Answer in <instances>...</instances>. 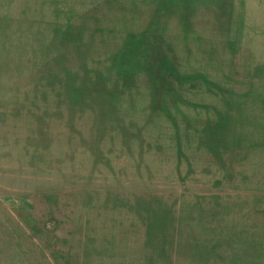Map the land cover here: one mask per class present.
Listing matches in <instances>:
<instances>
[{"label":"rangeland","instance_id":"rangeland-1","mask_svg":"<svg viewBox=\"0 0 264 264\" xmlns=\"http://www.w3.org/2000/svg\"><path fill=\"white\" fill-rule=\"evenodd\" d=\"M227 211H264V0H0V264H196Z\"/></svg>","mask_w":264,"mask_h":264},{"label":"crops","instance_id":"crops-1","mask_svg":"<svg viewBox=\"0 0 264 264\" xmlns=\"http://www.w3.org/2000/svg\"><path fill=\"white\" fill-rule=\"evenodd\" d=\"M209 221L212 236L211 254L209 257L204 255V251L194 252L196 264H264V211H227L223 215L209 216ZM191 255L185 257L190 258ZM178 256L179 259L184 258V254L177 255V258ZM169 260H173L172 255L164 253L159 256L144 254L107 257L95 261L83 259L67 264H171Z\"/></svg>","mask_w":264,"mask_h":264}]
</instances>
